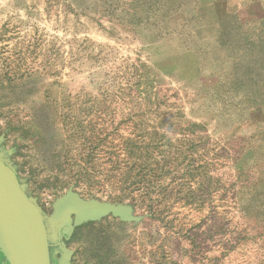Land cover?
Listing matches in <instances>:
<instances>
[{"label": "rangeland", "instance_id": "obj_1", "mask_svg": "<svg viewBox=\"0 0 264 264\" xmlns=\"http://www.w3.org/2000/svg\"><path fill=\"white\" fill-rule=\"evenodd\" d=\"M212 5L232 14L220 42L197 19ZM246 16L264 26V0H0V157L48 218L72 190L133 219L75 224L72 264H264V48ZM122 147L132 175L105 184ZM187 201L196 214L165 208Z\"/></svg>", "mask_w": 264, "mask_h": 264}, {"label": "water", "instance_id": "obj_2", "mask_svg": "<svg viewBox=\"0 0 264 264\" xmlns=\"http://www.w3.org/2000/svg\"><path fill=\"white\" fill-rule=\"evenodd\" d=\"M113 214L133 220L130 209L98 201L85 202L72 190L54 205L48 218L25 192L13 168L0 157V249L3 264H72L73 252L62 242L74 225ZM56 245L53 253L51 245Z\"/></svg>", "mask_w": 264, "mask_h": 264}, {"label": "trees", "instance_id": "obj_3", "mask_svg": "<svg viewBox=\"0 0 264 264\" xmlns=\"http://www.w3.org/2000/svg\"><path fill=\"white\" fill-rule=\"evenodd\" d=\"M211 8L207 10V13H205L204 16H198L199 25L202 28H212L216 31V34L214 38L216 39L217 42H220L223 38L224 33L226 32L227 28V21L226 19L232 18V14H227L225 13L224 10H220L218 7L219 6H210ZM240 17V16H239ZM242 26L238 29L240 32L243 34L244 42L245 45L248 49L252 48H261V50L264 48V26H260V22L258 21V18L253 17L250 18L248 16L243 17L242 20ZM213 38V37H212ZM262 78V75H261ZM259 81L264 82V78ZM235 81H237V78H234ZM246 118V117H245ZM245 120L243 117L240 119V122ZM254 139H250L248 141L249 144L253 142ZM247 143V142H246ZM122 146V145H121ZM145 148V146L143 147ZM246 148H241L240 151L234 152L232 161L235 164H238L240 162H243L247 159L248 155L245 153ZM137 159H139L141 166L143 165V160H144V154L142 153L141 156H138V154L134 155ZM108 157H110L111 165L114 167L111 169L113 176L107 174L105 175V184L113 185L112 184V178L114 179L115 177H119L120 179H125L128 177L129 174L132 175L133 171V166H132V160L129 159V154H128V149H124L123 147L119 149L116 153L114 154H109ZM170 165V161L168 162ZM160 165V164H159ZM145 169L141 170L140 173L141 175L145 173ZM237 173H240V169L236 170ZM109 173V172H108ZM108 179V180H107ZM125 187L127 190H130L132 192V195H138L140 198L147 199L150 194H154V189L155 187L150 185V184H145V183H136V184H125ZM130 192V193H131ZM247 196H249L247 194ZM173 205V208L180 207L182 210H188L190 214L193 212L196 214L197 208H196V203L194 201H187L182 203H177V204H168L165 203V208L168 206ZM176 205V206H175ZM171 208V207H170ZM149 208H145L147 213H150L151 215H154L158 212H155L154 208L151 210H148ZM172 209V208H171ZM149 211V212H148ZM198 212V211H197ZM258 215V214H257ZM189 216V214H188Z\"/></svg>", "mask_w": 264, "mask_h": 264}, {"label": "flooded vegetation", "instance_id": "obj_4", "mask_svg": "<svg viewBox=\"0 0 264 264\" xmlns=\"http://www.w3.org/2000/svg\"><path fill=\"white\" fill-rule=\"evenodd\" d=\"M63 241V240H62ZM50 250H51V252L53 253V255H54V252H55V250H56V245H51L50 246ZM4 254L2 253V251H1V249H0V264H3V262H4ZM53 264H56V261L55 260H53Z\"/></svg>", "mask_w": 264, "mask_h": 264}]
</instances>
